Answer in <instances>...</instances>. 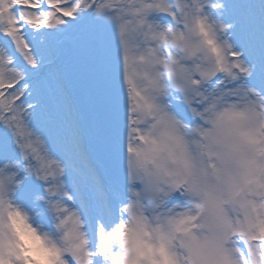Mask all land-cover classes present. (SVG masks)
<instances>
[{
  "label": "snow or ice",
  "instance_id": "snow-or-ice-1",
  "mask_svg": "<svg viewBox=\"0 0 264 264\" xmlns=\"http://www.w3.org/2000/svg\"><path fill=\"white\" fill-rule=\"evenodd\" d=\"M0 264H264V0H0Z\"/></svg>",
  "mask_w": 264,
  "mask_h": 264
}]
</instances>
